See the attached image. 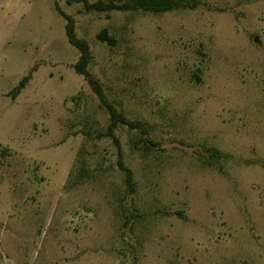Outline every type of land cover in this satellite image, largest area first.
I'll list each match as a JSON object with an SVG mask.
<instances>
[{
  "label": "rangeland",
  "instance_id": "374dc122",
  "mask_svg": "<svg viewBox=\"0 0 264 264\" xmlns=\"http://www.w3.org/2000/svg\"><path fill=\"white\" fill-rule=\"evenodd\" d=\"M96 1L0 0V264H264V0Z\"/></svg>",
  "mask_w": 264,
  "mask_h": 264
},
{
  "label": "trees",
  "instance_id": "16d2710c",
  "mask_svg": "<svg viewBox=\"0 0 264 264\" xmlns=\"http://www.w3.org/2000/svg\"><path fill=\"white\" fill-rule=\"evenodd\" d=\"M89 8L103 11V10H137L142 9L145 11L153 12H165L179 7H188L192 6L189 0H108L103 1L99 0L93 3H87ZM56 8L60 14L66 19L65 30L69 42L79 50V57L76 63L74 64L75 69L82 74L97 94L100 101L106 106L109 115L110 122L107 127L106 134L111 136L117 143L119 151L118 163L121 169L125 173V180L129 187V190L134 189L133 173L130 167L126 166L122 159L121 154V145L119 139L115 136V128L119 124H126L131 128H140L141 131L146 132L143 128L142 123L138 120H131L122 112H120L112 103H110L105 95V92L101 86V83L95 78L88 69V66L93 57L91 46L88 40L84 37L78 36L76 32V23L72 15L66 13L61 9L58 2L56 1ZM98 38L102 41H107L112 44L115 39L113 36L109 35L107 29H103L98 33ZM29 76H25L19 83L17 90L20 91L28 81ZM208 157L214 159H220L223 156V153L216 149L212 148L207 154Z\"/></svg>",
  "mask_w": 264,
  "mask_h": 264
},
{
  "label": "water",
  "instance_id": "95a60500",
  "mask_svg": "<svg viewBox=\"0 0 264 264\" xmlns=\"http://www.w3.org/2000/svg\"><path fill=\"white\" fill-rule=\"evenodd\" d=\"M166 146H179V147H182V148L187 149L189 151H192L196 148V147H191V146H185V145H182L178 142H172V143L166 144Z\"/></svg>",
  "mask_w": 264,
  "mask_h": 264
}]
</instances>
